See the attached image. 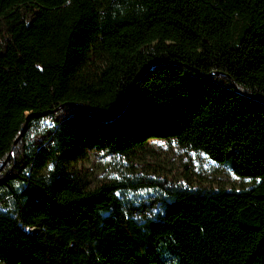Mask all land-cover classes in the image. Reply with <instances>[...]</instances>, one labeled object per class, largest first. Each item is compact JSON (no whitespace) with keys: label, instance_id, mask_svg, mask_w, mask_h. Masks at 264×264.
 <instances>
[{"label":"trees","instance_id":"trees-1","mask_svg":"<svg viewBox=\"0 0 264 264\" xmlns=\"http://www.w3.org/2000/svg\"><path fill=\"white\" fill-rule=\"evenodd\" d=\"M152 139L256 182L81 179ZM0 264H264V0H0Z\"/></svg>","mask_w":264,"mask_h":264},{"label":"rangeland","instance_id":"rangeland-1","mask_svg":"<svg viewBox=\"0 0 264 264\" xmlns=\"http://www.w3.org/2000/svg\"><path fill=\"white\" fill-rule=\"evenodd\" d=\"M76 164L84 167L81 179L90 187L136 170L152 167L164 176L187 181L192 186L211 189L240 190L253 186L255 180L236 175L229 167L211 160L202 152L179 147L176 140H149L138 154L113 155L108 152H83ZM145 194L139 192L135 198ZM130 195L127 194V197Z\"/></svg>","mask_w":264,"mask_h":264}]
</instances>
